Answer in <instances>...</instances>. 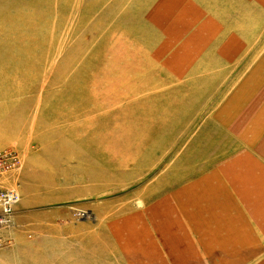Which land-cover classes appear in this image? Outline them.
Instances as JSON below:
<instances>
[{
	"label": "rangeland",
	"instance_id": "374dc122",
	"mask_svg": "<svg viewBox=\"0 0 264 264\" xmlns=\"http://www.w3.org/2000/svg\"><path fill=\"white\" fill-rule=\"evenodd\" d=\"M182 3L0 0V148L19 156L0 190L20 196L0 226V264H114L108 228L147 229L179 194L173 177L234 163L238 132H264V12L216 88L171 75L162 25Z\"/></svg>",
	"mask_w": 264,
	"mask_h": 264
},
{
	"label": "crops",
	"instance_id": "0c3cea01",
	"mask_svg": "<svg viewBox=\"0 0 264 264\" xmlns=\"http://www.w3.org/2000/svg\"><path fill=\"white\" fill-rule=\"evenodd\" d=\"M231 1L216 0L211 6L199 7L195 0H185L177 8L181 16L174 17L173 28L162 25L177 51L172 52L171 75L196 74L201 81L214 77L212 86L223 84L226 73L242 56L238 35L244 34L246 27L257 28L259 13L264 12V0ZM175 29L183 32L177 35ZM232 39L236 40L233 49L226 54L222 49ZM233 61V66L228 65ZM199 85L201 92L212 89ZM187 87L180 85L177 90H192ZM199 167L196 173L188 168L187 175L172 178L171 186L179 194L165 202L171 204L168 210L148 217L155 222L147 229H134L138 234L131 237L125 227L107 229L108 262L264 264V132H238L234 163L219 161Z\"/></svg>",
	"mask_w": 264,
	"mask_h": 264
},
{
	"label": "built area",
	"instance_id": "2783aa9c",
	"mask_svg": "<svg viewBox=\"0 0 264 264\" xmlns=\"http://www.w3.org/2000/svg\"><path fill=\"white\" fill-rule=\"evenodd\" d=\"M19 163L18 153L10 148H0V177L15 169ZM18 189L0 190V226L12 221L14 208L19 201ZM2 239L0 238V244Z\"/></svg>",
	"mask_w": 264,
	"mask_h": 264
},
{
	"label": "bare ground",
	"instance_id": "6f19581e",
	"mask_svg": "<svg viewBox=\"0 0 264 264\" xmlns=\"http://www.w3.org/2000/svg\"><path fill=\"white\" fill-rule=\"evenodd\" d=\"M98 83V82H97ZM60 116V115H59ZM82 126V125H81ZM12 223V222H11Z\"/></svg>",
	"mask_w": 264,
	"mask_h": 264
}]
</instances>
